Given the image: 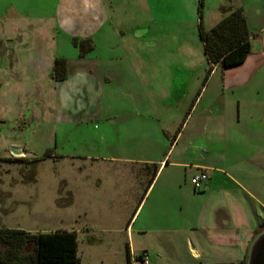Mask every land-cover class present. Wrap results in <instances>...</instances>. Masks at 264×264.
<instances>
[{
    "label": "rangeland",
    "instance_id": "374dc122",
    "mask_svg": "<svg viewBox=\"0 0 264 264\" xmlns=\"http://www.w3.org/2000/svg\"><path fill=\"white\" fill-rule=\"evenodd\" d=\"M239 6L252 51L211 70L201 22L210 29ZM85 38L95 48L81 56L74 41ZM56 57L67 59L59 81ZM151 157L188 164L162 168L127 230ZM199 161L224 168L213 189L210 178L192 185ZM261 166L264 0H0V228L76 229L80 264H127L128 243L133 264L144 251L148 264H187L200 249L220 258L229 250L202 236L222 231L225 202L237 216L254 209L245 191L264 202Z\"/></svg>",
    "mask_w": 264,
    "mask_h": 264
},
{
    "label": "trees",
    "instance_id": "16d2710c",
    "mask_svg": "<svg viewBox=\"0 0 264 264\" xmlns=\"http://www.w3.org/2000/svg\"><path fill=\"white\" fill-rule=\"evenodd\" d=\"M202 5L203 0H201ZM200 26V36L211 70L217 65L229 68L242 64L247 60L252 51L253 35L243 6L231 10L227 16L210 29H205L202 22ZM74 42L76 45H80L81 56L86 55L88 51L95 48L91 38L82 39L80 42L75 39ZM67 75V59L56 57L51 76L59 81L65 79ZM51 154L50 149L45 152V156ZM157 171L158 169L152 174L149 184L152 183ZM262 231H264V220L260 222L254 237ZM78 233L76 229H57L35 233L24 229L2 227L0 228V264H80ZM146 256L148 257V254L144 251L136 259L141 264H146ZM247 258L248 250L239 263L232 264H247ZM127 264H133L129 243L127 244ZM191 264L219 263L199 261Z\"/></svg>",
    "mask_w": 264,
    "mask_h": 264
},
{
    "label": "crops",
    "instance_id": "0c3cea01",
    "mask_svg": "<svg viewBox=\"0 0 264 264\" xmlns=\"http://www.w3.org/2000/svg\"><path fill=\"white\" fill-rule=\"evenodd\" d=\"M92 18H95V16L90 17V19H92ZM84 24H85V22L83 23V25ZM261 153H262L261 151L258 152V154H261ZM165 158L166 157H160V158L151 157V158L143 159L140 161V164H142L141 168H143L146 173H149L151 175L148 178V182H147L144 190L142 191V193L140 195V199L138 200V202L133 207L131 206V211L128 214L127 221H126L127 230L130 228L131 229L135 228L136 224L139 223V219H140L142 212H143V209H144L143 202L145 201L146 198L148 199L152 195V193L154 192V190L158 184V181H159L158 175L161 172L162 168L164 171L165 169H167V166L169 165V163L172 164V162L180 164V165H187L188 164V163H184V162L181 163V162H176V161L170 162L168 159H165ZM125 163H127V162H122V164H125ZM192 165L199 166L198 168H200V171L206 170L207 173H208V171H211V173L210 172L208 173L209 178H210L208 186H210V188H212V189L214 188L215 180L216 179L220 180V177H222L220 175L223 173V170H224V168L220 167L219 165H215L213 163H206L205 161L204 162L199 161L197 163H193ZM262 167L263 166H261L259 168H262ZM156 169H158L157 174L154 177L152 183L149 184L150 178ZM263 169H264V167H263ZM212 171H213V173H212ZM196 173H198V172H194L192 174V176ZM224 174H225V176L223 177L224 179L231 181L235 185H239L241 190L245 191L244 187H242L241 181L235 175H233L230 171H225ZM232 188H233L232 191L234 192L235 188L233 186H232ZM245 193L249 196V198H253V200L255 202V204L253 206L254 209L251 208L249 210V212H247V214L243 215V217H242V215L237 216L236 213L233 211V207L231 206V204L225 202L222 205V207L218 208V210L216 211V217H219V219L223 218L222 223L224 225H219V223L217 222V224H218L217 226H221L222 231H219L217 233L209 232L208 234L202 236L204 243H213L214 246L216 245L217 247H222L225 250L226 249L229 250V253L226 251L223 255H221L220 258L219 257H213L212 258V257H210L211 255H209V254H211V253H209V252H204V251H202V249L196 250V252H194L191 249L194 252V253L190 252V255H191V258L193 261H191L187 264L196 263L199 261L204 262V263L232 264V263H237V262L241 261L245 257L246 252L250 246V243L253 240L255 232H256L257 228L259 227V224H260L259 218L261 217V214L258 213V210L260 209V204L263 205L261 203V202H263L262 199L256 195L252 194V191L248 190V191H245ZM148 194H149V196L147 197ZM142 205H143V207H142ZM253 212L256 213V216H253ZM255 217L258 219V221H255V219H254ZM240 219L241 220H247L246 222L243 221L247 226L246 228H244L243 233H241V231H237L235 228V223L237 224L238 220H240ZM236 220H237V222H236ZM190 240H192L191 237L188 238V245H190V243H189ZM202 245L203 244H201L200 247ZM201 248H204V246ZM236 249L242 250L241 252H239V255H237L234 252V250H236ZM149 262H150V260H149Z\"/></svg>",
    "mask_w": 264,
    "mask_h": 264
},
{
    "label": "water",
    "instance_id": "95a60500",
    "mask_svg": "<svg viewBox=\"0 0 264 264\" xmlns=\"http://www.w3.org/2000/svg\"><path fill=\"white\" fill-rule=\"evenodd\" d=\"M14 152L19 153L15 149ZM247 264H264V231L257 234L248 249Z\"/></svg>",
    "mask_w": 264,
    "mask_h": 264
},
{
    "label": "built area",
    "instance_id": "2783aa9c",
    "mask_svg": "<svg viewBox=\"0 0 264 264\" xmlns=\"http://www.w3.org/2000/svg\"><path fill=\"white\" fill-rule=\"evenodd\" d=\"M208 178H209V175L207 171L202 170L192 176L191 183L196 190H202ZM148 262H149V258L146 256L145 263L148 264Z\"/></svg>",
    "mask_w": 264,
    "mask_h": 264
}]
</instances>
